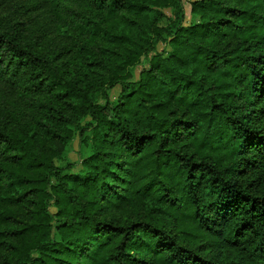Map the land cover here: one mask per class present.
Segmentation results:
<instances>
[{
  "label": "trees",
  "instance_id": "trees-1",
  "mask_svg": "<svg viewBox=\"0 0 264 264\" xmlns=\"http://www.w3.org/2000/svg\"><path fill=\"white\" fill-rule=\"evenodd\" d=\"M0 264H264V0H0Z\"/></svg>",
  "mask_w": 264,
  "mask_h": 264
},
{
  "label": "rangeland",
  "instance_id": "rangeland-1",
  "mask_svg": "<svg viewBox=\"0 0 264 264\" xmlns=\"http://www.w3.org/2000/svg\"><path fill=\"white\" fill-rule=\"evenodd\" d=\"M185 6V16H186V20L189 21L191 19V13H190V3L189 1H186L184 3ZM167 17L171 16L170 13V9L166 8L164 9ZM162 25L167 24V20L163 19V21L161 22ZM165 49H168V46L166 45L165 41H160L157 45V50L158 51H163ZM146 61H147V56L143 57L141 62L138 63L134 68H133V73L134 75H138V73L140 72V70L146 66ZM119 93V89L118 88H114L110 91V98L114 99L117 94ZM81 151H82V144L80 141V137L79 136H75V138L72 141V148L70 150V152L68 153L67 159L72 163L73 165V169L76 170L77 169V163L79 162V159L81 157ZM60 162V160H56V164H58Z\"/></svg>",
  "mask_w": 264,
  "mask_h": 264
}]
</instances>
